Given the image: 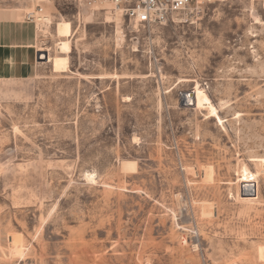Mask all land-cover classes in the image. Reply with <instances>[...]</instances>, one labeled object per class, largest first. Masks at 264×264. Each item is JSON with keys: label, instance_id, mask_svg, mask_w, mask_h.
<instances>
[{"label": "rangeland", "instance_id": "374dc122", "mask_svg": "<svg viewBox=\"0 0 264 264\" xmlns=\"http://www.w3.org/2000/svg\"><path fill=\"white\" fill-rule=\"evenodd\" d=\"M6 18L50 56L72 34L59 63L0 49V264H264V0L145 28L71 0Z\"/></svg>", "mask_w": 264, "mask_h": 264}, {"label": "built area", "instance_id": "2783aa9c", "mask_svg": "<svg viewBox=\"0 0 264 264\" xmlns=\"http://www.w3.org/2000/svg\"><path fill=\"white\" fill-rule=\"evenodd\" d=\"M82 3L91 15L104 11L109 16L127 19L143 28L167 25L182 11L197 10L203 4L216 0H71ZM193 2V5L191 4ZM38 6V12H42ZM30 14V13H29Z\"/></svg>", "mask_w": 264, "mask_h": 264}, {"label": "crops", "instance_id": "0c3cea01", "mask_svg": "<svg viewBox=\"0 0 264 264\" xmlns=\"http://www.w3.org/2000/svg\"><path fill=\"white\" fill-rule=\"evenodd\" d=\"M38 6L39 5L36 4V7ZM38 25L39 24L32 19H0V49L9 51L13 54L20 51L31 54L30 50L34 48L32 49L33 53L30 59L37 61L38 49L35 46V42L37 38L36 27H38ZM16 67L19 68V64ZM24 68L25 66L22 64V69Z\"/></svg>", "mask_w": 264, "mask_h": 264}, {"label": "bare ground", "instance_id": "6f19581e", "mask_svg": "<svg viewBox=\"0 0 264 264\" xmlns=\"http://www.w3.org/2000/svg\"><path fill=\"white\" fill-rule=\"evenodd\" d=\"M253 18H254V23L256 24H262L263 20L258 16V14H256L255 12H252ZM45 19V18H44ZM72 34V30H71V23L69 21H65L62 20L60 22H57L56 24V35L59 37V40L57 41V49L59 50V53L62 54L63 56H48V60L49 62H55V63H59L62 58L67 60V56L66 54L70 53V39L69 37ZM41 57L44 58V54H41ZM194 93V91H193ZM184 101L186 102V104H191L195 105V96L193 95V97H190L188 95H186V97L184 98ZM245 185L247 183H242V185ZM251 184V188L253 187V185L255 186V182L250 183ZM241 185V187H242Z\"/></svg>", "mask_w": 264, "mask_h": 264}, {"label": "water", "instance_id": "95a60500", "mask_svg": "<svg viewBox=\"0 0 264 264\" xmlns=\"http://www.w3.org/2000/svg\"><path fill=\"white\" fill-rule=\"evenodd\" d=\"M41 51L39 52L38 51V53H37V57H38V59H41L42 57H41ZM43 54H44V60L45 61H47L48 60V57H47V52H43ZM186 95H188V96H190V97H193V95H194V93H193V89L192 90H189V91H187L186 93H184V94H181V101H183V102H185L184 101V98L186 97ZM244 185V184H243ZM243 185H242V187H243Z\"/></svg>", "mask_w": 264, "mask_h": 264}]
</instances>
